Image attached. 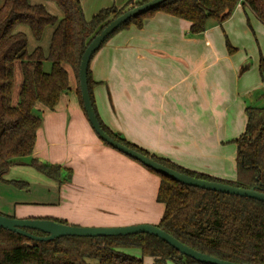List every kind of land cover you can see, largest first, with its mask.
I'll list each match as a JSON object with an SVG mask.
<instances>
[{"label":"crops","instance_id":"obj_1","mask_svg":"<svg viewBox=\"0 0 264 264\" xmlns=\"http://www.w3.org/2000/svg\"><path fill=\"white\" fill-rule=\"evenodd\" d=\"M29 1L44 5L57 17L63 16L52 1ZM80 1L85 13L86 4L96 10L140 0ZM238 6L253 13L241 3ZM222 24L212 21L205 32L194 35L190 21L157 12L145 18L142 27L133 24L113 35L93 56L90 70L96 110L107 127L152 155L234 181L237 148L227 145L226 123L236 109L241 114L243 108L245 131L246 107L241 104L246 91L241 94L235 85L237 64L228 54L224 34L219 32ZM54 30L55 26H46L41 41L26 25L16 31L28 36L29 52L40 46L48 55ZM66 68L70 89L61 95L57 106L52 110L36 105L44 111L43 123L31 155L59 164L66 179L60 184L48 178L51 189H57V202H14V213L9 216L53 217L78 226L157 225L164 213V205L157 201L160 176L101 140L80 104L75 73L71 66ZM248 69L249 65L241 67L238 75ZM16 79L19 90L20 63L15 66V86ZM263 85L264 79L253 88ZM261 89L259 99L264 98ZM29 169L28 165H16L10 171L25 175ZM36 179L50 188L44 178ZM39 204L46 205L44 209L57 205V215H35Z\"/></svg>","mask_w":264,"mask_h":264},{"label":"trees","instance_id":"obj_2","mask_svg":"<svg viewBox=\"0 0 264 264\" xmlns=\"http://www.w3.org/2000/svg\"><path fill=\"white\" fill-rule=\"evenodd\" d=\"M49 1L57 4L63 12L62 17L29 0H0V180L18 189L28 190L29 183L4 177L16 165H28L56 183L61 184L66 179L59 164L31 157L43 123L36 105L40 103L52 110L57 106L61 95L70 89L66 68L69 65L77 78V94L85 111L79 79L85 49L111 20L149 0L129 1L122 7L112 5L91 19L86 18L80 0ZM240 3L249 7L264 24V0H167L156 9L123 24L101 47L117 32L133 24L142 27L144 19L157 12L190 21L191 33L201 34L210 22L222 24L228 20ZM20 25L28 26L37 41H41L46 26H55L48 55L40 46L29 52L27 35L16 31ZM228 47L231 49L229 44ZM46 61L51 63L50 71L44 68ZM17 63L21 65L22 82L18 102H15ZM261 69L264 70V59L261 60ZM88 81L97 113L90 66ZM245 113V131L235 140L237 177L234 181L189 170L167 158L152 155L111 130L97 115L105 132L112 138L167 167L241 188L256 186L264 192V107L248 106ZM148 169L160 176L157 201L164 205V213L157 226L183 244L216 258L241 264H264V202L189 186ZM45 219L68 223L53 217ZM29 231L44 235L36 230ZM137 252L141 256H137ZM147 259L151 264H204L181 254L151 234L63 236L37 242L0 227V264H147Z\"/></svg>","mask_w":264,"mask_h":264},{"label":"water","instance_id":"obj_3","mask_svg":"<svg viewBox=\"0 0 264 264\" xmlns=\"http://www.w3.org/2000/svg\"><path fill=\"white\" fill-rule=\"evenodd\" d=\"M167 0H149L124 11L121 15L111 20L88 44L85 49L79 68V79L84 102L85 112L97 135L108 145L116 150L139 161L144 166L168 176L183 184L198 187L205 190H212L226 194L237 195L241 197L253 198L264 202V192L256 186L251 188H241L229 183L210 181L190 176L179 172L173 168L167 167L157 162L152 157L147 156L133 148H130L121 142L112 138L102 127L98 115L93 106L89 91L88 71L91 60L95 53L101 48L103 43L118 30L123 24L131 19L152 11ZM0 227L21 234L37 242L52 241L63 236H81V237H100V236H128L134 234H151L168 243L178 250L181 254L193 258L204 264H241L216 258L214 256L197 251L179 241L177 238L163 230L157 225L142 223L118 227H100V226H78L57 222L53 219L45 218H17L0 214ZM29 230H36L44 235H37Z\"/></svg>","mask_w":264,"mask_h":264},{"label":"rangeland","instance_id":"obj_4","mask_svg":"<svg viewBox=\"0 0 264 264\" xmlns=\"http://www.w3.org/2000/svg\"><path fill=\"white\" fill-rule=\"evenodd\" d=\"M111 5L113 4H109L108 7H110ZM101 10L102 8H96L95 10L91 6L86 4L85 13H86L87 18L88 17L91 18L92 16L100 12ZM222 27L223 29H220L219 32L222 35L224 34L225 41L229 42L228 44L230 45L231 49H229L228 44H227L228 54L229 56H231V60L233 61V63L237 64V68H236L237 69V76H236L237 82L235 81V85L238 88V92L240 91L241 94L246 91V94H243L244 98H243L241 107L243 105H245V107H248V106L264 107V98L261 97L259 99L258 97L259 96L258 91H261L262 90L261 88L264 89V85L258 86L257 88H253L259 85L261 80L264 79V70L261 69V60L264 59V24H262L259 21V19H257L256 16L250 10L246 9V11L244 12L238 6L235 9L233 15L222 24ZM222 27L220 26V28ZM247 65H249V69L247 70V72H245L246 74L243 73L241 76H239L238 74L240 72L241 67L243 69ZM44 68L46 71H50L51 63L49 61H46ZM248 77H250V81L246 82L245 80ZM17 79H18V75H17ZM17 79H16V86L14 87V92H13V100L15 102H18V99H19V90L17 89L18 88ZM229 81L231 82V79ZM252 95H256V96L254 98H251ZM243 110L244 109L242 108L241 114L240 113L238 114L237 109H236V112L234 113V117L231 116V118H229V120L226 123L225 132H226V135H228L227 139H230L227 141L228 142L227 145L232 146V147L234 146L236 148H237V145L235 143V140L238 139L242 135L241 133L244 131V125L246 121ZM40 111L39 113H41L43 116L44 111L43 110H40ZM230 111L231 110L228 109V113H231ZM229 146L228 148H230ZM29 170H31L29 171L30 173L29 174L25 173V175H23V173L20 174L19 172L15 173V170H13L4 176L6 180H9L8 178H11V177H13L11 179L15 178L16 180H20L24 182H29L31 180L32 182L29 183L30 184L29 191L26 189L15 188L12 185L6 184L0 180V213H2L3 215H13L14 202L22 203V204L24 203L31 204L32 202H46V201H49L48 199H53L51 201L57 200V196H56L57 189L55 190L51 189L50 184H52V181L50 180L48 181L47 177H44L42 174L38 173L32 167H30ZM39 176L41 178H44V181L50 182L49 183L50 188H48L45 183L36 179V178H39ZM57 187H58V184H57ZM48 190H50L51 192L49 193ZM52 195H54L55 197H51ZM39 206L40 208L33 212L35 215H38V213H41V212L43 213L47 212L50 214L57 215V209H56L58 207L57 205L52 204L51 206H48V209H44L46 208L44 207L46 205L39 204ZM147 223L156 225L155 224L156 222L155 223L147 222ZM97 226H100V225H97ZM125 226H128V225H125ZM100 227H107V226H100ZM111 227H118V226H111ZM136 255L141 256L140 252H137ZM149 262H151L150 259H147V264ZM171 264H174V263H171Z\"/></svg>","mask_w":264,"mask_h":264}]
</instances>
